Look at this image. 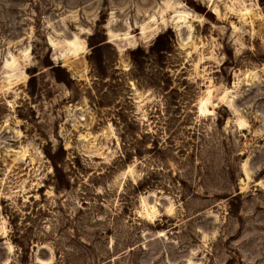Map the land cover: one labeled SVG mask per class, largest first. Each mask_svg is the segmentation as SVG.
I'll use <instances>...</instances> for the list:
<instances>
[{
  "label": "rangeland",
  "instance_id": "obj_1",
  "mask_svg": "<svg viewBox=\"0 0 264 264\" xmlns=\"http://www.w3.org/2000/svg\"><path fill=\"white\" fill-rule=\"evenodd\" d=\"M0 264H264V0H0Z\"/></svg>",
  "mask_w": 264,
  "mask_h": 264
}]
</instances>
